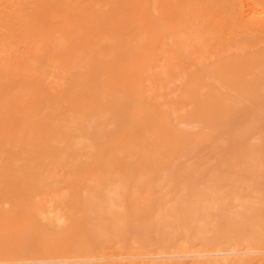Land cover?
<instances>
[{"label": "bare ground", "instance_id": "obj_1", "mask_svg": "<svg viewBox=\"0 0 264 264\" xmlns=\"http://www.w3.org/2000/svg\"><path fill=\"white\" fill-rule=\"evenodd\" d=\"M12 1L0 0V20L3 21L1 17L4 14L8 17L7 20L5 19L6 28L1 26L0 30L8 28L6 35L9 39L7 42L5 41L6 38H4V36H2V38L0 37V260L17 259L24 261L29 258L31 254L36 253L44 258H61L66 255L69 257H75L76 255H82L89 252L91 245H93L92 248L96 255L99 254L101 256H106L105 259L107 258V255L110 257L111 255L112 257L113 255H119L123 252L125 246L121 240L122 238L117 235L116 228L118 226H115L116 222L118 224L119 222H126L129 217L128 214L133 215V213L141 208L142 210H148V214L151 216L150 212L155 208L152 187L156 184L162 185L164 181H170L169 178L172 169L171 164H174V158L179 157L178 155L180 154L187 155L193 152L199 144H202L203 141L207 140L209 137L208 132L205 131L206 128H209L208 131L211 133V129L213 130L217 128L216 126H214L216 127L214 128L213 125L218 126L222 121L225 125H234L235 113L233 110L229 109L227 105L230 104L227 103L229 100L228 98L232 96H228V98H225L226 96H222V94L219 96L217 91L223 86L217 90L215 89L217 85L220 84L224 85L223 88H225V80L226 83L231 80H234L235 82L233 81V83L236 85V82L240 83V80L238 81V76L246 74V71L245 73L243 72L245 70L244 68L248 66L247 69L250 70L251 67H253L255 58L260 60L259 57L262 55H260V53L257 57H252L254 59L253 63L250 62L252 58L249 60L246 56H244V58L246 57L245 60L238 58L239 61H237L236 58L235 60L238 63L233 59L235 63H233L232 60V63H229L230 66L227 64V62H229L227 60L230 59L228 56L226 57L227 60H224L227 61L225 62L226 64L222 65L221 61L219 62L223 67L216 65L214 68L211 67L213 68L212 71L205 68L206 71L201 69L203 72L209 71L207 72L208 77L213 73L212 76L215 80H217L218 77L220 80V77L222 79L223 75H225L223 84L221 82L220 84L215 85L216 83H214L215 81L213 80L214 85L212 86H214L215 89L214 87L206 89V87L210 85V82L208 81V83L205 80L206 83H208L207 85L205 84V75L202 73L200 74V69L195 68L198 72H190L186 77L185 75H182L186 74L185 72H188L186 69L189 68L188 70H190V67H192V65L194 66V64L191 65L188 61L193 53L185 51L187 45H191V43L186 41L187 37H185V33L182 34L185 32L183 30L180 31L182 34L181 38H184L183 40L187 42L186 47L181 44L183 41H179L181 43L173 41L172 37V40H170V37H167L168 34H166L165 31L170 27L173 29L177 28L178 31V27L186 25L185 29L189 28L187 30H191L188 32L191 33L193 37L198 34L199 37L206 38L205 34L207 35L208 33L209 36L207 39H209L211 34L214 35L216 27H219L218 30H220V28L223 27L222 25H225V29H227L228 24H223L220 21H225V18L228 16V18H230L231 15L233 16L236 13H233L234 8L237 9V7H235L236 4L234 6L233 1L239 3L236 0H149L152 4L151 7H153L154 10L156 9L153 12L157 11L156 13L158 15L156 14V16L154 15L155 13L148 11V16L146 17H142L140 13H134L135 8L139 7L137 0H33L32 3L30 1L31 5L28 19L25 17V19H22L21 17L23 15L10 12L14 7L13 5L15 2L11 5L13 7H10V10H8L9 12L5 10L7 4ZM19 1H17L18 5ZM25 1L28 2V0H24V6L29 3H26ZM145 1L148 3V0ZM245 2L249 3L248 0H245ZM180 3H183L184 8L182 5L180 6ZM252 3L254 2L252 1ZM252 3L250 0V4L254 7L256 2L254 4ZM263 3L264 1L261 3L262 6H264ZM142 4L144 5L145 3L142 2ZM242 4L239 3L237 6L242 8V6H244ZM9 5L10 4H8V6ZM18 5L16 4L15 8ZM99 6H104L105 9H120V11L122 10V13L120 11V13H118V11L109 12V10H106L107 12L97 11V7L99 8ZM245 6L243 8H247ZM76 7H80L83 14L80 15V12L79 16H75L69 14L67 10H65H75ZM142 8L143 6L139 9ZM180 9H183V11H180ZM255 9H260V12L257 10V13L253 8L255 11L254 13H256L254 14L252 11L254 15H264L262 14L263 12L261 13L264 8L261 9L257 6ZM140 11L141 10H139V12ZM143 12L144 11H142V13ZM239 12L240 11L237 10V13ZM246 12L244 11L243 13ZM21 13L22 12H20V14ZM250 13L251 12L246 14ZM252 13L250 14L251 16L253 15ZM152 14L153 17L151 16ZM227 14L228 16L226 17ZM242 14L239 13L240 17H246V15L241 16ZM250 15H247L248 18ZM252 17L254 20L257 18H254V16ZM250 20H247L244 24H248L247 22ZM229 21H226V23H229ZM238 21H240V19H238ZM259 21L257 20V23ZM233 22L234 20L231 24H234ZM189 25L191 26L189 27ZM249 25H246V29L251 28ZM262 25L259 26V29L262 28ZM231 26L228 27L231 28ZM241 26L239 27L241 28ZM257 28L256 31L258 32ZM223 29H221L222 31L220 32L222 34ZM263 29L264 27L262 30ZM218 30H216L217 33ZM227 30L224 32V34L228 33L227 36L230 34V31L234 32L233 28L229 32H227ZM239 30L240 31H237L241 32V29ZM245 30H242V32H245ZM177 31L175 30V34H177ZM192 31L197 34L193 35ZM18 33H21L22 35H24L23 33H27L32 38L30 40H34L36 36L39 38L37 40L39 43L36 41L34 46L30 44L31 47H28L30 55H27L28 52H23L26 48L17 51L20 48L22 49L23 46L20 47L18 44L17 50L14 47L15 35L16 37L20 36ZM246 33L249 34V32ZM251 33L254 32L250 31V35ZM243 34L242 36L245 37L246 35ZM22 35L20 36L21 38L23 37ZM174 35L172 36L174 37ZM220 35L217 34L214 36H217L219 39ZM260 35L262 40H264L262 37L264 32L263 34L260 32ZM260 35L257 33L255 36H259L257 38H260ZM192 36L190 35V38L188 39H191ZM222 36L224 37V35ZM222 36L220 37L221 40L224 39V43H227L230 40L229 38H231L229 37L228 40L226 36L225 38H222ZM233 36L237 37L238 35ZM199 37L198 41L196 40L197 38H193L196 42H193L192 39V43L195 44H192V52L196 49L197 53H194H196V56L198 57L201 55L203 56L205 53L202 52L204 51L203 48L200 49L201 45L203 46L204 43L202 44L203 41L201 42V40L203 39L200 40ZM25 38L27 39V37ZM218 39L214 37V40H216L217 43L221 42ZM237 39L238 37L236 40ZM204 40L205 43H208L209 41H206V39ZM211 40L213 39H210V41ZM213 41L212 44L214 43ZM189 42H191V40H189ZM197 42H200L201 44L198 43L200 45L199 49L194 48V46L198 47ZM257 42L256 39V43ZM243 43L241 42V46L238 47H234L236 45L235 42L233 47L231 44L230 46L226 44L224 50L223 47H219L222 48V50H220L224 53V51L228 52L230 49H238L239 47V49H244L245 47L251 48L249 44L253 45V43L248 42L249 46H245L246 44L244 43V45H242ZM256 43L254 45L259 44L260 41L257 44ZM210 44L211 43L209 42L207 51L211 50L212 53L220 52L217 51V45L216 49L213 48L215 49V52L212 51V48L209 49L216 43L212 46H210ZM190 45L188 48L192 46ZM226 46L230 48L228 49L227 47L226 50ZM242 46L245 47L242 48ZM12 48L15 49L12 50ZM199 50L201 52H199ZM255 51H257L255 54H258L260 50L258 48V50ZM207 54L210 55L209 52ZM25 55L28 59L24 57ZM193 56L196 57L195 55ZM211 56L212 55L209 57ZM262 57H264V55ZM194 59L197 60L198 58L196 57ZM200 59L197 61L199 62ZM38 61H40L41 66H36L38 65ZM224 61H222V63H224ZM256 62L258 61H255L254 65L262 62V60L258 63ZM263 62L260 64L262 68L264 67ZM216 63L218 62L216 61ZM241 63L247 65L243 64V66H245L243 68ZM238 66L241 67L240 71L243 73L240 72L238 73V76H236V70L239 69ZM220 67L223 68V70L228 67H231V69H225L222 72ZM232 67L234 69H232ZM51 71H55L56 73L54 86H50L52 89L56 90V94L54 95H50L45 87V81L48 77L47 74ZM249 73H247V77ZM63 74H70L67 81H63ZM263 74L264 72L262 73V76ZM245 76L246 75H244V78H246ZM137 77L141 78V85L139 87L137 86L138 83L137 85L135 84ZM241 77H243V75ZM244 78L240 79L244 80ZM168 80L169 84L170 80L182 81L179 100L184 103L188 100V103H191L194 106L191 111L183 116L175 111V114L178 113L179 115L177 119L176 116H173L175 117L173 118L168 111L162 110L160 108L161 106L147 101L151 95L158 100L159 94L160 97L162 94H158L157 92L161 90L163 91L162 88ZM253 80H255V78L252 79V81ZM178 81L177 83H179ZM246 81L248 82V80ZM243 82H245V80ZM243 82L241 81V83ZM160 83H162V88H160ZM233 83L231 85L236 86ZM231 85L229 84L228 88H226V95L229 91V94L232 93L231 91L233 90L230 88ZM166 87H168V85ZM247 87L250 88L252 86ZM229 88L231 90L227 91ZM241 88L238 89L241 90ZM255 88L257 89H254V91L257 90L256 92H259L257 93V96L258 94L260 95L261 91H259L260 89L258 90V88L262 87L257 86ZM222 89L221 92L223 91ZM246 90L248 91L247 88ZM250 91L252 92L253 89L250 88ZM156 93L157 96L155 97L154 95H156ZM164 94L167 93L165 92ZM235 94L238 98L240 93L237 94L236 92ZM252 94L253 93L250 94L251 96L248 95L252 97ZM263 94L261 93V95ZM164 96L165 95H163V98ZM260 96L258 98L255 96V100L263 99L264 95L261 96V98ZM241 97L243 100H240ZM241 97L238 99L239 102L247 101L246 98L245 100L243 96ZM165 99H167V97ZM171 99L172 98H170V101ZM233 99L231 100L234 101ZM253 99L252 102H254ZM224 100L226 105L223 103V106L222 102H224ZM250 102L251 101H249V103ZM172 104L174 105L175 102ZM172 104H170L171 107ZM240 104V107L242 108V105L247 103L240 102ZM221 105L224 108L227 106L225 108L226 110L224 109V112L220 110V108L222 109ZM184 106L185 105H182V107ZM178 107H176L175 110H177ZM234 107L232 109L235 110L236 108V110H239L238 107ZM259 109L261 110L262 108ZM178 110H181L180 107ZM243 113H245V110ZM255 114L256 113H254L253 116ZM193 123H197L201 126L206 125V128L201 127L198 131L193 132L184 130L180 127L182 124L192 125ZM221 124L223 125V123ZM246 126L250 127L251 125ZM242 130H244V128ZM241 131H238L241 133H239V138L242 135L245 136L247 134L245 131H242L244 133L242 134ZM215 132L216 130H213L212 134H215ZM245 139H247V137ZM231 140L235 141L236 137L232 136ZM250 151H252V154L255 152L253 150ZM255 156L253 157L255 158ZM172 159L173 163L170 162L169 164V160L171 161ZM256 159L257 158H255V160ZM234 161L232 162L233 165H235ZM244 161H247V165H251L248 160ZM233 165L232 168H234ZM190 166L193 168L196 165ZM235 167L237 168V166ZM232 168V171L230 172H233L235 175L236 170L234 171V169L236 168ZM219 169L222 168L220 167ZM238 170L240 171H238L236 175L241 173L240 177L243 178L244 176H241L242 172L244 173V171L241 172L242 167ZM260 170L262 169L260 168L259 171ZM225 172L227 171H221L222 175ZM230 172L228 173V178L226 177L225 179L228 180L224 182L225 184L220 183V181H222L220 174L215 173L211 176L209 175L210 178L208 182H206L208 184L203 182V185L202 183L199 184L201 186L195 190H191L192 188L189 181V178L191 179V177L188 176L189 172H187L186 175H184L186 172H182L184 174L181 176H185L186 178L183 183L184 193L182 195V202L176 206L173 202L174 207L171 208L173 211L171 212L170 209L168 212L171 213L167 215L165 221H162L161 223L166 224L165 222L171 218H179V212L181 210H185L186 214L189 213L187 216H191L193 213L196 214L195 207L200 198H204L207 201L203 207L209 210L216 205V208L214 209L219 208V211H221V214L223 215V211H228L229 209L223 204L224 202L222 203L221 192L223 189L220 188H224V185H226L227 182H231L233 180L231 178L235 177H232ZM114 174L117 175L116 178H112V175ZM161 174L164 179L160 177ZM191 174L192 172L190 173V176L193 177L194 174ZM236 177L233 181L237 182L238 180H242L238 175ZM131 179H134V181H131ZM238 183H240V181ZM132 187L133 189H131ZM141 189H143V192H140ZM225 189L226 188H224V190ZM234 189L236 190L237 187L235 186ZM235 190L234 192L236 194H233L236 196L238 193ZM161 191L163 192L162 189ZM83 192H86V194H83ZM141 195L142 198L147 200V203L142 206H140L139 202ZM225 198L227 199V196H225ZM238 199L239 198L234 200L233 198L235 202ZM166 206L167 209L170 208V206ZM142 210L141 214L143 213V216L145 217L146 214L144 215ZM129 211L130 213H128ZM214 211L215 210H213V213ZM141 214H139V218L142 217ZM207 214L208 213H206V215ZM106 215H110L115 224L112 223V225H110V221L107 219ZM228 215L229 214H226V217L228 218L225 217V220L223 219V225L226 223V220L228 222L226 223L228 225H224V227L228 226V230L226 227L225 230L223 229L224 227L220 228L221 225L218 229H215L218 227L219 222H217L216 227H214L215 225H212L214 222L211 219L208 224H211L210 226L214 227V231L216 232H213L211 236L208 234L210 237L206 235L203 237V234H201V236L196 235L181 240V237L183 236L181 234L183 231L181 230V233L179 232L180 235H177L178 237L181 236L180 239L178 237L165 236L161 243V247H164L165 250L166 248H169V250L172 248L173 251L175 248L186 250L188 248H196V250L218 248L219 252L220 250L227 248L230 251L232 250V252L228 251L225 253L222 250V252H224H221L223 257L229 254H238L242 256L245 254L242 250L245 251L246 249L255 247L256 244L254 243H256L258 237L260 239V235L257 233L263 232H261L258 227L262 225L257 224L259 226L256 227L255 225L248 226V228L251 227V230L255 227V232L257 231L255 234H257V237L255 234H252L251 237V231L249 232L250 234L243 235V233L240 232L242 229L240 231L238 230V227L240 226V224L238 225V221L242 217L238 219V216H236V219L238 220L236 221L234 220V217L231 216L235 215L234 213H230L232 218H229ZM236 215H239V213ZM136 216V218H138V215ZM154 217H156L155 214ZM153 219H149L150 223ZM154 220H157V223L160 226L159 219L155 218ZM190 220L192 221V219ZM242 220L244 222L245 219ZM262 220L264 221L263 218ZM260 221L257 220V222ZM172 222L173 221H171V223ZM188 222L189 221L187 220V223ZM246 222L247 221L245 220V223ZM252 222L255 224L257 223L256 220ZM262 224L264 225V223ZM182 225L183 224H181V226ZM198 225L201 226H198V234L203 233V231L205 234V230H207L205 228L208 227L204 225V228H202L203 223ZM171 227V231H176L175 225L174 229L173 225ZM262 227L264 228V226ZM183 228H187V225L182 226V229ZM256 228L258 230H256ZM121 229L124 230L125 227ZM188 229L189 226L186 230ZM214 233L216 234L213 235ZM263 234L264 232L261 235ZM102 238H105L106 240L104 239L103 241ZM136 247V251H138L139 248H142L141 245L139 248L138 245ZM135 249H131L130 251H134ZM164 249L162 248V252H171L169 250L165 251ZM147 250L149 251V249ZM139 251L137 255H139ZM198 251L202 252V250ZM198 251L197 253H200ZM246 251L248 252V250ZM141 253L142 251L140 254ZM130 257H133V255ZM235 259L236 258H233L234 262ZM237 259L236 262H239V264L247 263L246 258ZM258 259L259 260H254L253 263L264 264V257L263 259ZM58 260L61 264H70L72 259H69L70 261L62 260V258ZM226 260L229 262L230 259ZM8 262L10 263V261ZM8 262L6 263L8 264ZM229 263L232 264V260H230ZM221 264H223L222 261Z\"/></svg>", "mask_w": 264, "mask_h": 264}, {"label": "rangeland", "instance_id": "obj_2", "mask_svg": "<svg viewBox=\"0 0 264 264\" xmlns=\"http://www.w3.org/2000/svg\"><path fill=\"white\" fill-rule=\"evenodd\" d=\"M12 1V0H11ZM17 1H19V0H17ZM17 1H12L11 3H8V4H10L9 6H8V4H7V6H6V8H5V10L7 11V12H9L8 10H10V7L12 8L13 6V8H12V11L10 10V12L11 13H16V14H18V15H23L21 18L23 19L24 17L26 18V19H28V17H29V12H30V1H31V3H32V1L33 0H28V2L27 1H25L26 3H28V4H26V6H24L25 5V3H24V0L23 1H19V5H18V3H17ZM237 2H239V3H241L242 4V2L244 1L245 2V0H236ZM241 1V2H240ZM249 1V3L248 2H243V4L242 5H247V6H245V7H247V8H243L244 6H242V5H240V6H242V8L241 7H239V6H237V4H239V3H235V1H233V4H234V6H235V4H236V6L235 7H237V9H235L234 8V12L233 13H235L233 16L231 15L230 16V18H228L229 16H228V14L226 15V17L228 18V20H227V18H225V21L223 22V21H220V22H222L223 24H228L227 25V29H229V30H227V29H225L226 28V26L225 25H222L223 27H221L220 28V30H218V28L219 27H216V30H218V33L216 32V30H215V32H214V35H220V36H222V35H224V37L222 36V38H225V36L227 37V39L229 38V37H231L232 38V36L233 35H238L237 37H238V39L236 40V36L234 37L233 36V38H232V41H231V38H229L228 40V42L227 43H224L225 41H223L224 39H222L221 40V37L219 36V39H218V37L217 36H214L213 34H211L210 35V37H209V39H207L208 38V36H209V34L207 33V35L205 34V36H206V38H201V37H199V35L197 34H195V33H193V31H192V33H193V35L195 34L196 36H192V34L191 33H189L191 30H187V29H189V28H187V29H185V27H186V25H184V26H180V27H178V31H177V28L176 29H173L172 27H170L168 30H166L165 32H166V34H168V35H170V36H168L167 35V37H170L169 39L170 40H172V38H173V41H176V42H179V41H183L182 43L181 42H179V43H181V44H183L185 47H186V44H187V42H185L183 39L184 38H181V36H182V34H184L185 35V37H187V39L188 38H190L189 36L191 35L192 36V38L191 39H186V41H188V43H191V45L193 44L192 43V39L193 38H197L196 40L198 41V37L200 38V40L201 39H203V40H201V42H202V44H203V46L200 44V42H197V44L199 43L200 45H201V48L200 49H204V51H202L203 53H204V57L202 56V58H201V56L200 57H198V56H196V53H197V50L195 49L194 50V52H196V53H194V52H192V47H193V45H195V44H193L192 46L190 45V44H188L187 45V47L185 48V47H182V48H185L184 50L185 51H190L189 53H193V54H191V58L189 57V55H188V57L190 58V60H188L190 63H191V65L192 64H194V66L192 65V67H190V70H188V69H186L188 72H185L186 74H182L183 76L185 75V77L186 76H188L189 74H190V72H198V70H196L195 68H197V69H200V74L202 73L203 75H205L204 76V82H205V84L207 85L209 82V86L208 87H206V89L207 88H213L214 86H212V85H214V83H216L215 85H217V84H220L221 82H222V84L224 83V80L223 79H225L224 77H225V75H223V77H222V79H221V77H220V80H219V77H218V79L217 80H215V78H213V76H212V74H211V76H212V79H211V76H209L208 77V73L207 72H209V71H212V69L214 68V67H216V65L218 66V65H220L219 64V62L221 61V64L223 65V64H226L225 62H227V61H229V62H227V64H228V66H230L229 65V63H232V60L234 59H236L237 58V61H239V59H246V57H248V59L250 60L252 57L254 58L255 56L257 57V55H259L260 53V55H264V40H262V38H261V35H260V32H261V34H263V32H264V29L262 30V28L264 27L263 25H264V15L262 16L261 14L260 15H258L257 14V16L256 15H254V14H256V13H254L255 11L254 10H256V12H257V10H258V12H260V9H255V7H259V8H264V6H262V2L264 1V0H251V3H252V1L255 3H252V4H254L255 6L253 7V5H251L250 4V0H248ZM14 2H15V4H14ZM137 2H138V5H139V7L138 8H135V14H138V13H140V15L142 16V17H146V16H148L147 15V13H148V11H150L151 13H155L154 15H156L157 13V11L156 12H153V11H155L154 9H153V7H151V1L149 2V0H148V3L144 0H137ZM140 2V3H139ZM142 2L143 3H145L144 5L142 4ZM153 2V1H152ZM150 3V4H149ZM259 3V4H258ZM14 4V5H13ZM16 4L18 5L16 8H15V6H16ZM250 4V5H249ZM258 4V5H257ZM11 5H13V6H11ZM27 5H28V9H27ZM147 5V6H146ZM153 5H154V3H153ZM183 6V8H184V5H183V3L181 4L180 3V6ZM260 5H261V7H260ZM263 5H264V3H263ZM141 6H143V10L142 9H139V8H141ZM249 6H251V7H249ZM8 7V8H7ZM240 9H239V8ZM150 8V9H149ZM249 8V9H248ZM253 8H254V10H253ZM152 9V10H151ZM245 9V10H244ZM250 9H252V10H250ZM65 10H67V12L69 13V14H71V15H75V16H79V13H80V15L81 14H83V12L80 10V7H76L75 8V10H72V9H65ZM80 10V11H79ZM103 10V11H102ZM109 10V12H117L118 11V13H120L121 11H120V9H109V8H104V6H99V8L97 7V11H101V12H107V11ZM138 10V11H137ZM139 10H141L140 12H139ZM237 10L238 11H240L239 13L240 14H242L244 11L246 12L247 10H249V11H247L246 13H249V12H251L252 13V11H253V15L252 16H254V18H256V20H254L253 19V17L250 15V14H246V13H243L241 16H244V15H246V17L248 18V16L247 15H250L249 16V18L251 19H247L245 16V18L244 17H240V15H239V13H237ZM264 9H262V11H261V13L262 14H264V11H263ZM75 11V12H74ZM97 11H94V12H97ZM120 11V12H119ZM134 11V10H133ZM142 11H144L143 13H142ZM180 11H183V9H180ZM20 12H22L21 14H20ZM27 12V13H26ZM125 12V11H124ZM123 12V13H124ZM149 12V13H150ZM257 12V13H258ZM122 13V12H121ZM150 13V14H151ZM227 13V12H226ZM225 13V14H226ZM143 14V15H142ZM150 14H149V16H150ZM158 15V14H157ZM156 15V16H157ZM237 15H239V16H237ZM1 16V15H0ZM152 17H153V14L151 15ZM156 16H154V17H156ZM235 16V17H234ZM261 16V17H260ZM234 17V18H233ZM238 17V18H237ZM240 17V18H239ZM7 16L4 14L2 17H1V19L3 20V21H1L0 20V28H1V26L3 27V28H6V26H5V24H6V20H7ZM24 18V19H25ZM259 18H261V19H259ZM6 19V20H5ZM238 19H240V21H238ZM253 19V20H252ZM230 20V21H229ZM234 20V24H231V22ZM244 20H245V22H244ZM247 20H250V21H248L247 23L248 24H244V23H246V21ZM257 20L260 22H258L259 23V26H261L262 25V22H263V25H262V28H260L259 29V26H258V23H257ZM226 21H229V23L227 22L226 23ZM242 22L241 24H242V26H241V24L240 23H238V22ZM250 22H252V23H250ZM189 23V22H188ZM187 23V24H188ZM221 23V24H222ZM236 23H237V25H236ZM249 23H250V25H249ZM253 23H254V26H253ZM4 24V25H3ZM232 26H231V25ZM240 24V25H239ZM252 24V25H251ZM256 24H257V26H258V28H257V26H256ZM219 25H220V23H219ZM249 25V27L251 26V28H252V30H251V28H248V29H246V27ZM191 25H189V27H190ZM228 26H231V28L230 27H228ZM233 26H235V27H233ZM238 26V27H237ZM239 26H241V28L239 27ZM188 27V26H187ZM255 27V28H254ZM2 28V29H3ZM224 28V29H223ZM233 28V31L234 32H232V31H230L231 29ZM234 28H235V30H234ZM236 28H238V29H236ZM243 28V29H242ZM247 30H245V29ZM256 28H257V30H258V32L256 31ZM221 29H223V34L222 33H220L222 30ZM239 29H241V32H242V30H245V32H238V31H240ZM6 30V31H5ZM175 30L177 31V34H178V36H177V34H175L176 32H175ZM181 30H183V31H185V32H183L182 34H181ZM225 30V31H224ZM226 30H227V32H229L230 34L227 36V34L225 33L224 34V32H226ZM238 30V31H237ZM259 30H260V32H259ZM262 30V31H261ZM189 31V32H188ZM250 31L251 32H257L259 35H260V38H257V37H259V36H255L257 33H255V35H254V33H251V35H250ZM7 32H8V28L7 29H4V30H0V37L2 38V36H4V38H6L5 39V41H9V39L7 38ZM164 32V33H165ZM246 32H249V34H247ZM211 33V32H210ZM220 33V34H219ZM234 33V34H233ZM236 33V34H235ZM243 33H246V34H243ZM20 36L22 35L21 33H18ZM18 34H17V36H18ZM24 35H22L23 37L21 38L20 36H18V37H16V35H15V38H14V47L16 48V50L18 49V44H19V46L20 47H22V49L20 48V49H18L17 51H19V50H23V49H25V51L23 50V52L24 53H27L28 52V47H31L30 46V44H32L33 46L36 44V41L39 39L37 36L34 38V40H30V39H32L27 33H23ZM176 35V37L177 38H179V39H177L176 37H175V35H174V37L172 36V35ZM179 34H181V35H179ZM186 34H188V35H186ZM233 34V35H232ZM240 34V35H239ZM242 34L243 35H246L245 37H243L242 36ZM253 35H254V37H253ZM25 37H27V39L25 38ZM166 37V38H167ZM172 37V38H171ZM184 37V36H183ZM212 37V38H211ZM214 37H216V39H218L219 41H221V42H218L217 43V41L216 40H214ZM262 37L264 38V35H262ZM175 38V39H174ZM181 38V39H180ZM235 38V39H234ZM247 38H248V42L249 43H253V45H251V44H249L250 46H251V48L250 47H245V46H249L248 45V42H247ZM250 38H252V39H250ZM26 39V40H25ZM204 39H206V41L207 40H209L208 41V43L206 42L205 43V40ZM210 39H213V40H211L210 41ZM226 39V40H227ZM256 39H257V41L259 42L260 41V43L259 44H257L256 43ZM4 40V39H3ZM189 40H191V42H189ZM196 40H194L193 39V42H196ZM199 40V41H200ZM234 40H236V41H234ZM18 43H17V42ZM23 43H22V42ZM31 41V42H30ZM212 41L214 42V43H216L214 46H212L213 44H212ZM239 41V42H238ZM263 41V42H262ZM209 42L211 43L210 44V46H212V47H210L209 49H211L212 48V51H214L215 52V49H216V45H217V47H218V50L217 51H220V52H218V53H212L211 52V50H209V51H207V48L209 47ZM224 44H223V43ZM234 42H235V44L237 45H235L234 47H238V46H241V42L243 43H245L246 44V42H247V44L245 45V46H242V48H244V49H233V50H231L230 49V51H224V53H223V51L221 52V50H222V48H220V47H223V50H224V46L226 45V44H228V46H230V44H231V46L233 47V45H234ZM238 42V43H237ZM262 42V43H261ZM16 43V44H15ZM29 43V44H28ZM37 43H39V41H37ZM185 43V44H184ZM221 43V44H220ZM244 43L242 44V45H244ZM257 44V45H254V44ZM198 44V47H196V46H194V48H198L199 49V45ZM205 44H206V46H205ZM208 44V45H207ZM219 44V45H218ZM223 44V45H222ZM189 45L191 46L190 48H188L189 47ZM222 45V46H221ZM259 45V46H258ZM17 46V47H16ZM206 47V49H205V47ZM220 46V47H219ZM228 46H226L225 47V49L228 47ZM231 47V48H232ZM261 47H263V48H261ZM15 48H12V50H14ZM213 48H215V49H213ZM230 47H228V49H229ZM258 48H259V52H258V54H255L257 51H255V50H258ZM261 48V49H260ZM188 49H191V50H188ZM221 49V50H220ZM227 50V49H226ZM239 50V51H238ZM242 50V51H241ZM207 51V52H206ZM248 51V52H247ZM263 53H262V52ZM199 52H201L200 50H199ZM210 53V55H212L211 57H209L210 55L209 54H207V53ZM24 53H22V54H24ZM29 53V52H28ZM27 53V55H30V53L28 54ZM246 53V54H245ZM249 53H250V55H249ZM252 53H254V54H252ZM3 54V53H2ZM185 54H186V52H185ZM188 54V53H187ZM200 54V53H199ZM216 54V55H215ZM231 54H233V55H231ZM248 54V55H247ZM4 55V54H3ZM193 55H195L198 59H200L199 60V62L196 60V59H194V58H196V57H194ZM198 55V54H197ZM206 55V56H205ZM218 55V56H217ZM221 56V57H220ZM229 56V57H228ZM230 56H232V57H230ZM235 56V57H234ZM244 56H246L245 58H244ZM259 57L260 58V60L258 59V58H255V61H261L262 60V62L264 61V57ZM25 58H27L28 59V57H26V55L24 56ZM193 57V58H192ZM209 57V58H208ZM226 57H228V58H230V59H226ZM250 57V58H249ZM239 58V59H238ZM252 58V60L250 61V62H252L253 63V59ZM194 59V60H193ZM257 59V60H256ZM224 60H227V61H224ZM234 60H233V63H235V62H237L236 60H235V62H234ZM243 60V62L245 63V61ZM193 61V62H192ZM216 61L218 62V63H216ZM222 61H224V63H222ZM242 61V60H241ZM240 61V62H241ZM248 61V60H247ZM246 61V62H247ZM255 61H254V63H255ZM258 62H256V63H258ZM262 62H260V63H258V64H255L254 65V63H253V67H251V69L249 70V69H247V67L248 66H243V64L244 63H241V65H242V67L245 69L243 72L245 73V71H246V74H242L243 75V77H241L240 75L238 76V73H240V72H242V71H240V68L241 67H239V69H238V67H237V69L238 70H236V72H237V75L236 76H238V81L240 80V83H238V82H236L237 83V85L235 84V83H233V81L234 80H231V81H228V83L231 85L232 83L234 84V85H236V86H230V88L233 90V91H231L232 93L231 94H229V92L227 93V95H226V93H225V90H226V88H228V86H229V84L228 83H226V80H225V88H223L224 87V85H217V87H216V89H215V87H214V89L215 90H217V89H219L220 87H222L221 89L223 90L222 92H224V93H222L221 92V89H219L217 92H218V94H219V96H221V94H222V96L223 95H225L224 97L225 98H228V96H232V97H229L228 99L231 101H227L226 99V101H227V103H230V104H227L228 105V108L229 109H231V110H233V112L235 113V123H234V125L233 126H228V125H225V123L222 121L221 123H223V125L220 123L218 126L217 125H213V127L214 126H216V127H214V128H216V129H213V130H216V132H215V134L213 133L212 134V132H213V130L211 129V127H212V125H211V127H210V129H211V133L208 131V129L206 128V125H203V126H201V125H198L197 123H193L192 125H186V124H182V125H180V127L182 128V129H184V130H187V131H198L201 127H204V128H206V130L205 131H207L208 132V137L210 138V140H209V138H207V140H205V141H203L202 142V144H199V146H197L195 149H194V151L193 152H191V153H189V154H187V155H183V154H180V155H178L179 157H176V158H174V164H171L170 166L172 167V169H171V172H170V178H169V182L168 181H164L163 182V184L162 185H154L153 187H152V192H153V196H154V204H155V208H153L151 211L152 212H150L151 213V216H150V214H148L149 212H148V210H146V209H143L142 210V208L141 209H139V210H137L135 213H133V215H131V214H128L129 215V217H128V219H127V221L126 222H119V224L116 222V224H118V225H116L115 224V222H113L112 220V218L110 217V215H106L107 216V219H109V223H110V225H112V223H114L115 224V226L117 227L116 229H117V235L120 237V238H122L121 240H122V242H123V244H124V246H125V248H124V250H123V252L121 253V254H119V255H113V257H112V255H111V257L110 256H108L107 255V258L105 259V257L106 256H101V255H99V254H97L96 255V253L94 252V249L92 248L93 247V245H91L90 246V250H89V252H87V253H85V254H82V255H76L75 257H69L68 255H66L65 257H61L62 258V260L64 259V260H71V262H70V264H207V263H209V264H221V261L223 262V264H231V263H229L230 262V260H232V264H239V262H236V259L237 258H239V259H244V258H246V261H247V263L246 264H255V262L253 263V261L254 260H259L258 258H260V259H263V257H264V252H263V248H264V234L263 235H261L263 232H264V228L262 227V226H264L262 223H264V221L262 220V218L264 219V74H263V76H262V73L264 72L263 70V68H262V66L260 65ZM189 63V64H190ZM238 63V62H237ZM264 63V62H263ZM37 64L38 65H36V66H41V63H40V61H38L37 62ZM212 64V65H211ZM210 65V66H209ZM222 65H220L221 67H223ZM234 65H239V64H234ZM244 65H247V64H244ZM250 65H251V63H250ZM250 65H249V68H250ZM261 66L260 68H261V71H260V68H258L259 66ZM252 66V65H251ZM211 67H213V68H211ZM220 67V68H221ZM226 67H227V65H226ZM234 67V66H233ZM232 67V69H234ZM236 67V66H235ZM256 67V68H255ZM38 68V67H37ZM193 68V69H192ZM207 69V70H209V71H207V72H205L206 70L205 69ZM258 68V69H257ZM40 69V68H39ZM39 69H38V71H39ZM205 70L204 72L206 73H204L202 70ZM222 69V72L226 69H231V67L229 68H225L224 70H223V68H221ZM234 70V71H235ZM257 70V71H256ZM259 70V71H258ZM185 71V70H184ZM248 71V72H247ZM221 72V73H222ZM235 72V73H236ZM242 72V73H243ZM250 72V73H249ZM260 72V73H259ZM51 73V74H50ZM184 73V72H183ZM220 73V74H221ZM247 73H249V75H248V77H247ZM48 77L46 78V81H45V87H46V90H47V92L50 94V95H54V94H56V90H54V89H52L50 86H54V82L56 81V73H55V71H51V72H49L48 74ZM50 75V76H49ZM234 75V76H235ZM244 75H246L245 77L246 78H244ZM69 76H70V74H63V77H64V80L63 81H67V79L69 78ZM221 76V75H220ZM235 76V77H236ZM207 79H206V78ZM244 78V80H245V82H243L244 80H241L240 78ZM255 78V80H253L252 81V79H254ZM209 78H210V80H209ZM234 78V77H233ZM248 78V79H247ZM227 79V78H226ZM256 79H257V81H256ZM208 82V83H206V81ZM215 82H214V81ZM236 80H237V78H236ZM246 80H248V82H249V84H248V82L246 81ZM176 82L177 83V81L176 80H170V84H169V80H168V82H166V84L164 85V87L162 88V83H160V88H162L163 89V91L161 92V91H159V92H157L158 94L159 93H161L162 94V102L164 103V105H163V103L161 102V97H160V94H159V96H158V100H156V98H154L153 97V95H149L148 97V102H151V103H153V104H157V105H159V106H161L160 108L162 109V110H166V111H168L171 115H172V117L173 116H176V119L179 117V115H185L186 113H188L189 111H191L192 110V108L194 107L191 103L189 104L188 103V100H187V102L185 101V103L183 102V101H180L179 100V96H180V94H181V88H180V86H181V83H182V81H178L179 83H174V82ZM219 81V82H218ZM241 81L243 82V83H241ZM172 82V83H171ZM214 82V83H213ZM218 82V83H217ZM232 82V83H231ZM235 82V81H234ZM253 82V83H252ZM137 83H138V85H137ZM168 83V84H167ZM244 83H246V84H244ZM50 84V85H49ZM135 84L139 87L140 85H141V78L140 77H137L136 78V81H135ZM180 84V85H179ZM168 85V87H166ZM241 85H243V86H241ZM254 85V86H253ZM178 86V87H177ZM239 86V87H238ZM242 88H241V87ZM244 86H245V88H244ZM247 86H252V87H250L251 89H253V91L251 92L250 91V88L249 87H247ZM257 86H261L262 88H258V90L259 91H261V93L263 94V95H261V93H260V95L261 96H263V99L261 98V96L258 94V96H257V93H259V92H256V91H254V89H257V88H255V87H257ZM170 87V88H169ZM173 87V88H172ZM178 89H177V88ZM233 87H234V89H233ZM227 89V91L228 90H231V89ZM238 88H241V90L240 89H238ZM246 88L248 89V91L246 90ZM169 89V90H168ZM52 90V91H51ZM166 90H168V91H166ZM171 91V92H170ZM176 91V92H175ZM246 91V92H245ZM167 93V94H164V93ZM234 92V93H233ZM237 92V94H239V97L237 98L236 97V93ZM242 92V93H241ZM248 92V93H247ZM150 93V92H149ZM148 93V94H149ZM157 93H156V95H154L155 97L157 96ZM169 93V94H168ZM251 93H253L252 95V97H250L251 95ZM174 94V95H173ZM242 94V95H241ZM250 96H249V95ZM255 94V95H254ZM146 95H147V93H146ZM163 95H165L166 97H167V99H165L166 97L164 96V98H163ZM174 96V97H173ZM241 96H243V98L245 99H247V101H240L241 103L243 102H246L247 104H243L242 105V108L240 107L241 106V104H240V102H239V98L241 97ZM255 96L258 98L259 96H260V98L261 99H256L255 100ZM169 97V98H168ZM223 97V98H224ZM249 97H250V99H249ZM147 98V97H146ZM154 98V99H153ZM170 98H172L171 99V101H170ZM222 98V99H223ZM234 98V99H233ZM254 98V99H253ZM164 99H165V101H164ZM231 99H233L234 101H232ZM235 99H236V101H235ZM245 99V100H246ZM252 99H253V101L254 102H252ZM151 100V101H150ZM225 100H224V102H222V105H223V103L225 104ZM238 100V101H237ZM240 100H243L242 99V97L240 98ZM251 101L250 103H249V101ZM153 101V102H152ZM175 102V104L173 105L172 103H174ZM236 102V103H235ZM172 104V107L170 106V104ZM182 103V104H181ZM233 103V104H232ZM253 103V104H252ZM176 104H177V106H176ZM180 104V105H179ZM231 104H232V106L234 107H238L239 108V110L237 111L236 110V108H235V110L234 109H232L233 107L231 106ZM235 104V105H234ZM239 106H238V105ZM251 104V105H250ZM182 105H185L184 107H182ZM222 105H221V107H222ZM226 105V104H225ZM261 105H262V107H261ZM170 106V107H169ZM174 106H176V107H180V111L178 110L179 109V107H178V109L177 110H175V108L176 107H174ZM190 106V107H189ZM224 106V105H223ZM231 106V107H230ZM253 106H255V107H253ZM173 107H174V111H173ZM227 106H225V108H226ZM257 107H258V111H257ZM169 108H172V109H169ZM224 107H222V109L220 108V110L222 111V112H224L226 109H225ZM259 108H262L261 110L259 109ZM225 109V110H224ZM172 110V111H171ZM241 110H245V113H246V115H245V113H243V111H241ZM260 110V111H259ZM175 111H177V112H179V115H178V113L177 114H175ZM182 112V113H181ZM261 112H262V114H261ZM254 113H256L254 116H253V114ZM173 114H175V115H173ZM260 114V115H259ZM248 115V116H247ZM253 116V117H252ZM250 117H251V119L252 118H254V119H250ZM173 118H175V117H173ZM250 119V120H249ZM263 120V121H262ZM252 121V122H251ZM254 121V122H253ZM256 122V123H255ZM246 123V124H245ZM242 124V125H241ZM246 125H248V126H250V127H247ZM208 127H209V125H208ZM224 127V128H223ZM219 128V129H218ZM244 128V130H242ZM222 129V130H221ZM252 129V130H251ZM254 129V130H253ZM245 131V133H247L245 136L244 135H242L241 137H242V139H241V137L239 138V135L241 134L240 132H238V131ZM241 131V132H242ZM238 132V134L236 135V133ZM242 132V134H244ZM209 133H210V135H209ZM240 133V134H239ZM228 134V135H227ZM256 135V136H255ZM212 136V137H211ZM232 136H235L236 137V140L235 141H232L231 140V137ZM247 137V139H248V141H247V139H245ZM238 138V139H237ZM217 139V140H216ZM250 142V143H249ZM251 146H252V148H251ZM247 147V148H246ZM254 148V149H253ZM257 149V150H256ZM248 150H249V152H248ZM250 150H253V151H255L253 154H252V151H250ZM228 151V152H227ZM257 151V152H256ZM245 152H247V153H245ZM250 152H251V154L253 155V156H255V154H256V156H255V158H257L256 160H255V158L250 154ZM248 154V155H247ZM251 155V156H250ZM258 155V156H257ZM233 156V157H232ZM207 157V158H206ZM247 157H249V158H247ZM253 158V160H252V158ZM178 158V159H177ZM235 160V161H234ZM244 160H248L249 161V163H251V165L253 166V167H255V168H253L250 164L249 165H247L248 163H247V161L245 162ZM120 161H123V160H120ZM234 161V164L235 165H233L232 164V162ZM252 161V162H251ZM170 162L171 163H173V159L170 161L169 160V164H170ZM253 162H255V163H253ZM237 163V164H236ZM244 163V164H243ZM247 163V164H246ZM201 164V165H200ZM262 164H263V166H262ZM190 165H196V166H194L193 168H191V166ZM232 165L234 166V168H236L235 166H237V168L236 169H234V168H232ZM243 165V166H242ZM246 165V166H245ZM259 165V166H258ZM184 166V167H183ZM187 166V167H186ZM245 166V167H244ZM248 166V167H247ZM252 167V169H251V167ZM263 168H262V167ZM188 167H190L191 169H192V171H191V169L190 168H188ZM222 168V169H219V168ZM241 167H242V170H241V172L242 171H244V173L242 172V175L241 176H244L243 178L242 177H240V174L241 173H239V174H237L239 177H240V179L242 178V180H236L237 182H235V181H233L234 180V178L237 176L236 175V173L238 172V171H240V170H238V169H241ZM262 169V170H260L259 171V169L260 168ZM186 168V169H185ZM231 168L232 169H234V171H235V175L233 174V172L231 173L230 171H232L231 170ZM250 168V169H249ZM189 169V170H188ZM249 169V170H248ZM180 170H181V172H180ZM183 170H185V171H183ZM187 170V171H186ZM196 172H194V171ZM223 172L224 170H226L227 172H225V173H223V175H225V176H223L222 175V173H221V171ZM246 170H248V171H246ZM182 172H186L185 174L184 173H182ZM187 172H189V174H188V176L189 177H191V179L189 178V181H190V186H191V190H195V189H197V188H199L201 185H199V184H201L202 183V185H203V182H208V180H209V178H210V176L212 175V174H215V173H218V174H220V177H221V180L222 181H220V183L221 184H223L224 182H226V181H228V180H225L226 179V177L228 178V173L230 172V175L232 174V177L233 176H235V177H233V178H231V179H233L231 182H227L226 183V185H224V188H226L225 190H224V188H220V189H223L222 190V192H221V199H222V203L224 204V205H226L227 207V209H229L228 211H223V215L221 214V211H219V208H217V209H214V208H216V205L212 208V209H207V208H205V207H203L204 205H205V203L207 202L204 198H200L199 199V201H197V205H196V207H195V213L196 214H192L191 216H187L188 214H186V211L185 210H181L180 212H179V218H171V219H169V220H167L165 223L166 224H162L161 222L162 221H165V219H166V217H167V215H169L172 211H173V209H171L172 207H174V205L176 206V205H178L179 203H181L182 202V195H183V193H184V182H185V180L184 179H186L185 178V176H181V175H186L187 174ZM192 172V174L191 175H193L194 173V176L192 177V176H190V173ZM194 172V173H193ZM259 172V173H258ZM246 173V174H245ZM227 174V175H226ZM200 175V176H199ZM210 175V176H209ZM229 175V176H230ZM198 176V177H197ZM208 176V177H207ZM117 177V175L116 174H114V175H112V178H116ZM160 177L161 178H163L164 179V177H163V175L161 174L160 175ZM180 177H184V178H180ZM223 177V178H222ZM167 178V179H168ZM181 180H180V179ZM236 178H238V177H236ZM246 178V179H245ZM183 179V180H182ZM229 179H230V177H229ZM131 181H134V179H131ZM240 181V183H238ZM242 182V183H241ZM206 184H208V183H206ZM220 184V185H221ZM225 184V183H224ZM238 184V185H237ZM133 185V184H132ZM219 185V186H220ZM221 186H223V185H221ZM226 186H228V187H226ZM237 187V189L235 190L234 189V187ZM233 188V189H232ZM242 188V189H241ZM131 189H133V187L131 188ZM161 189L163 190V192L161 191ZM232 190V191H231ZM234 190L235 191H237V195L235 196V192H234ZM177 191V192H176ZM140 192H143V189H141L140 190ZM233 193H235V194H233ZM83 194H86V192H83ZM143 195V194H142ZM142 195H141V199H139V202H140V206H142V205H144L145 203H147V200H145L144 198H142ZM234 195V196H233ZM225 196H227V199L225 198ZM237 196H239V197H237ZM180 197V198H179ZM239 198L236 202L234 201L235 199H237V198ZM172 198V199H171ZM233 198H234V200H233ZM225 200V201H224ZM203 201H205V202H203ZM173 202H174V205H173ZM203 202V203H202ZM244 204H245V206H244ZM166 205H168V206H170V208L169 209H167V206ZM243 205V206H242ZM170 209H171V212H168V211H170ZM226 209V210H227ZM232 209H233V211H232ZM141 210L144 212V215L146 214V216L144 217L143 216V213L141 214ZM146 212H145V211ZM166 210V211H165ZM213 210H215L214 211V213H213ZM229 211H230V213H234L235 215H231V216H233L234 217V220H236V221H238L237 219H236V216H238V219L240 218V217H242V218H240L239 219V221L241 222H239L238 221V225L240 224V226L238 227V230L240 231L241 229V233H243V235H248V234H250L249 232L251 231V234H250V236L253 234H255V233H257V231L255 232V227L256 226H259V225H257V224H260V225H262V226H260L261 227V229H260V227H258V229L259 230H261V232L262 233H257L258 235H260V239H259V237H258V242L256 241V243H254V244H256L255 245V247H252V248H250V249H246V250H248V252L245 250H242L243 252H245V254H243L242 256L241 255H238V254H229V255H227V256H222V253H227L228 251H230V250H228L227 248L226 249H222L224 252H222V250H220V252H219V250H218V248L216 249V248H213V249H197L196 250V248L194 249V248H188L187 250L186 249H174V251H173V249L171 248V250H169V248H166V250L164 249V247H161V243H162V241H163V238L165 237V236H173V237H175V238H177L178 236L177 235H180V233H181V230L183 231V233H181L183 236L181 237V236H179L178 238L180 239V237H181V240H184V239H186L187 237H193V236H196V235H200L201 236V234H203L202 236L203 237H205L204 235H206V236H208V237H210L211 235H212V233L213 232H216V231H214L215 229H218L219 227H220V225H221V227L220 228H222V227H224V225L226 224V223H228L227 222V220L224 222L225 224L223 225V219L226 217V214H229L228 216H229V218H232L231 216H230V213H229ZM168 212V213H167ZM193 212H194V210H193ZM225 212H226V214H225ZM236 212H238L239 213V215H236V214H238V213H236ZM128 213H130V211L128 212ZM206 213H208L207 215H206ZM138 215V218H136L137 216L136 215ZM139 214H141L142 215V217H140L139 218ZM154 214L156 215V217H154ZM183 214V215H182ZM140 215V216H141ZM241 215V216H240ZM135 216V217H134ZM184 216V217H183ZM213 216H214V218H213ZM192 217V218H191ZM212 217V218H211ZM155 218H158L159 219V222H160V226H159V224L157 223V220H154ZM188 218H190V219H192V221L190 220V219H188ZM226 218H228V217H226ZM139 219V220H138ZM149 219H153V221L150 223V220ZM176 219V220H175ZM208 219V220H207ZM212 219V221L214 222H211V223H213L212 225L214 226V227H216V224H217V222H219L218 223V227L217 228H215L214 229V227H211L210 225L211 224H208V223H210L209 221ZM213 219H215V220H213ZM219 219V220H218ZM221 219H222V221H221ZM242 219H245L247 222V224L245 223V220H244V222H243V220ZM142 220V221H141ZM185 220V221H184ZM187 220L189 221L188 223H187ZM194 220V221H193ZM225 220V219H224ZM229 220V219H228ZM256 220V222H257V220L258 221H260V222H257L256 224L255 223H253L252 221H255ZM115 221V220H114ZM171 221H173L174 222V224H173V222L171 223ZM180 221V222H179ZM184 221V222H183ZM200 221V222H199ZM202 221H204V222H202ZM222 223H221V222ZM250 221V222H249ZM177 222V223H176ZM153 223V224H152ZM179 223V224H178ZM201 223H203V227L202 228H204V225L206 226V227H208V228H205V229H207L208 230V233H207V230H205V234H204V231H203V233H200V234H198V228L199 227H201L200 225H198V224H201ZM246 225H245V224ZM248 223H250V224H252V225H250V224H248ZM113 224V225H114ZM124 224H125V226H124ZM142 224V225H141ZM181 224H183L182 226H184V225H187V228H188V226H189V229L188 230H186L187 228H183L182 229V226H181ZM138 225V226H137ZM173 225V229L175 228L176 229V231L178 232H176L175 230L174 231H171L172 229V226ZM174 225H175V227H174ZM226 225H228V224H226ZM255 225V227L254 228H252V230L250 229L251 227H249L248 228V226H254ZM181 226V227H180ZM199 226V227H198ZM123 227H125V229L123 230V229H121V228H123ZM177 227H179V228H177ZM226 228H227V230L229 229L228 228V226H225ZM223 228L224 230L226 229V228ZM243 227V228H242ZM119 228V229H118ZM156 228V229H155ZM231 228V227H230ZM247 228V229H246ZM244 229V230H243ZM249 229V230H248ZM257 228H256V230H258ZM212 230V231H211ZM222 230V229H221ZM247 230V231H246ZM156 231V232H155ZM210 231H211V233H210ZM120 232V233H119ZM180 232V233H179ZM236 232H238V231H236ZM175 234V235H174ZM208 234H210V236L208 235ZM216 233H214L213 235H215ZM239 234V233H238ZM257 234H255V236L257 237ZM124 236V237H123ZM149 236H150V238H149ZM263 236V237H262ZM137 237V238H136ZM185 237V238H184ZM252 237V236H251ZM256 237H254L255 239H257ZM261 237H262V239H261ZM104 239L105 238H102V240L104 241ZM136 239V240H135ZM151 239H152V242H151ZM106 240V239H105ZM153 240H154V242H153ZM259 240H260V242H259ZM138 241V242H137ZM138 243V244H137ZM138 245V248L140 247V245H141V247L142 248H139V255H137V253H138V251H136L137 250V246ZM153 245V246H152ZM154 246H156V247H154ZM254 246V245H253ZM130 247H131V249L133 250V249H135L134 251H130L131 249H130ZM162 248L165 250V251H167V250H169V251H173L172 253L171 252H162ZM147 249H149V251L147 250ZM218 250L217 252H215L216 250ZM254 249V250H253ZM263 249V250H262ZM186 250V251H185ZM198 250H202V252H200V251H198ZM260 251V252H258V251ZM142 251V255L140 254V252ZM176 251V252H175ZM197 251L198 252H200V253H197ZM241 251V252H242ZM251 251V252H250ZM262 251V252H261ZM129 254H128V253ZM219 252V253H218ZM222 252V253H221ZM230 252H232V250L230 251ZM253 252V253H252ZM127 253V254H126ZM176 253H177V255H176ZM184 253V254H183ZM187 253V254H186ZM196 253V254H195ZM209 253V254H208ZM212 253V254H211ZM262 253H263V255H262ZM194 254V255H193ZM202 254V255H201ZM220 254V255H219ZM128 255V256H127ZM131 255H133V257H130ZM230 255H232V256H230ZM246 255V256H245ZM142 256V257H141ZM144 256V257H143ZM104 257V258H103ZM109 257V258H108ZM129 259H128V258ZM136 257V258H135ZM152 257V258H151ZM241 257V258H240ZM61 258H44V257H42V256H39L38 255V253H36V254H31V256L29 257V258H27L26 260H24V261H22V260H17V259H10V260H0V262H2V263H0V264H7L6 262H8V261H10V263L8 262V264H61L60 262H59V260L58 259H61ZM68 258V259H67ZM74 258V259H73ZM124 258V259H123ZM130 258H133V259H130ZM233 258H236L235 259V262H234V260H233ZM226 259H230L229 260V262H227V260ZM250 259V260H249ZM58 262H57V261ZM62 260H60V261H62ZM69 260V261H70ZM105 260H106V262H105ZM221 260V261H220ZM225 260V261H224ZM43 261V262H42ZM104 261V262H103ZM237 261H238V259H237ZM12 262V263H11ZM57 262V263H56ZM225 262V263H224ZM227 262V263H226Z\"/></svg>", "mask_w": 264, "mask_h": 264}]
</instances>
